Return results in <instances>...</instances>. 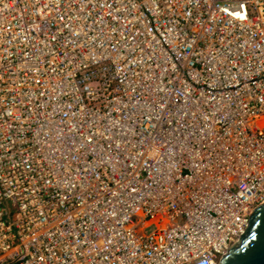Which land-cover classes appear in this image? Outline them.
Returning a JSON list of instances; mask_svg holds the SVG:
<instances>
[{"label":"built area","instance_id":"2783aa9c","mask_svg":"<svg viewBox=\"0 0 264 264\" xmlns=\"http://www.w3.org/2000/svg\"><path fill=\"white\" fill-rule=\"evenodd\" d=\"M264 203V0H0V264H220Z\"/></svg>","mask_w":264,"mask_h":264},{"label":"water","instance_id":"95a60500","mask_svg":"<svg viewBox=\"0 0 264 264\" xmlns=\"http://www.w3.org/2000/svg\"><path fill=\"white\" fill-rule=\"evenodd\" d=\"M220 264H264V203L252 212L245 233Z\"/></svg>","mask_w":264,"mask_h":264}]
</instances>
